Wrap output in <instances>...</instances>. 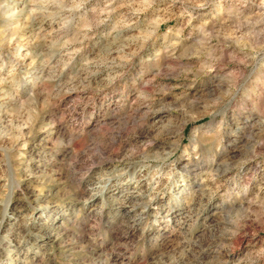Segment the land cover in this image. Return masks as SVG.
Masks as SVG:
<instances>
[{
    "label": "clouds",
    "instance_id": "1",
    "mask_svg": "<svg viewBox=\"0 0 264 264\" xmlns=\"http://www.w3.org/2000/svg\"><path fill=\"white\" fill-rule=\"evenodd\" d=\"M0 264H264V0H0Z\"/></svg>",
    "mask_w": 264,
    "mask_h": 264
}]
</instances>
